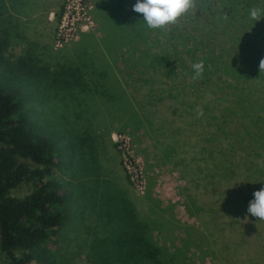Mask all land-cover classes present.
<instances>
[{
  "label": "trees",
  "instance_id": "16d2710c",
  "mask_svg": "<svg viewBox=\"0 0 264 264\" xmlns=\"http://www.w3.org/2000/svg\"><path fill=\"white\" fill-rule=\"evenodd\" d=\"M136 2L93 0L94 28L58 47L65 54L52 63L45 44L21 33L27 0H0V56L15 41L25 48L15 64L28 70L45 102L63 105L77 120L76 93L103 109L108 103L112 131L133 146L146 137L155 165L171 164L186 183L183 207L197 224L184 225L179 246L154 235L178 222L168 207L151 203L145 212L123 195L104 216L117 221L124 238L111 243L117 251L109 254L94 241L92 264H196L188 254L210 264H264V223L247 212L253 193L264 188V0H194L196 34L189 37L180 21L150 29L132 10ZM253 8L261 10L259 21L250 16ZM63 11L64 5L54 13L55 26ZM200 61L204 72L193 79ZM56 89L62 97L50 94ZM24 102L0 84V255L4 264H50L45 247L67 221L72 192L55 177L61 149ZM72 138L85 148L82 136ZM120 153L125 173L124 156L137 166ZM22 185L31 192L12 196Z\"/></svg>",
  "mask_w": 264,
  "mask_h": 264
},
{
  "label": "rangeland",
  "instance_id": "374dc122",
  "mask_svg": "<svg viewBox=\"0 0 264 264\" xmlns=\"http://www.w3.org/2000/svg\"><path fill=\"white\" fill-rule=\"evenodd\" d=\"M79 1L84 3V16L78 13L79 9L75 7ZM90 1L62 0L61 6L68 2V16L74 23L72 28L77 27L83 31L94 28L91 10H88L91 6ZM196 8L197 6L193 5L177 20L180 21V25L188 28L187 33H184L188 37L196 34L191 30ZM67 23L68 19L64 22V27ZM59 24L60 22L56 24V29ZM25 28L22 26L21 33H28L26 35L32 39L47 43L43 51L45 56L49 57L50 62L54 63L64 56V50L57 51L58 47L55 46V33H52L51 39H47L45 34H41L39 30L28 28L27 31ZM65 32L71 33L66 30ZM70 36L68 35V38ZM212 39L214 45L219 48L220 36L216 35ZM73 40L72 38L63 45ZM78 49L79 47H73L72 51ZM23 53H25V48L17 41L4 50L0 56V84L18 93L24 99L25 105L30 106L27 110H31L28 113L32 119L34 111L36 112L35 120L39 127L40 123L42 124L40 130L42 134L61 149L63 166L57 169L55 177L65 179L66 187L72 192L70 193L72 201L69 200L67 206V221L58 236L51 238L45 247L49 263L92 264L90 245L94 241L99 243L104 254L117 251L116 248L111 247V243L121 240L124 235H119L121 232L116 229L117 221L105 217L104 213H113V203H119L123 195L135 205L143 208L145 212L148 211L150 205L152 207L151 203H162L165 209L168 207L166 210H171L178 222L162 231L160 237L156 233L154 235L162 242L163 239H167L168 245L175 242L179 246L180 239L184 237V225L186 223L188 225L197 224L195 219L188 216L183 207L184 196L181 191L186 183L181 178L180 172L175 170L171 164L155 165L153 149L146 137H140V143L135 146L127 144L124 138H119L112 131L117 126L116 124L113 126L116 119L111 114L108 103L103 109L100 102L93 100L94 97H91V101L85 102L88 97L82 94L79 96V93H76L75 95L80 100L79 120H77L75 117L72 118L76 116L72 111L67 115L63 105H54L51 99L45 102L38 88L33 85L34 83L31 84L27 80V78H32L28 70H19L16 66L15 60L23 56ZM121 67L123 66H120V70L117 68V74L120 73ZM64 93L60 89L50 91L53 97H62ZM60 116L64 118L61 119ZM86 128L88 131L85 133ZM62 130L68 132L65 134ZM76 134L80 135L81 140V136L85 139L84 149L74 145L72 136ZM91 138L93 142L90 146ZM120 151L127 152L136 161L137 168L129 166L130 172L125 173L120 166L123 157ZM31 190L29 185H22L13 190L12 196L24 197ZM156 211L160 213L161 209L156 207ZM77 216L80 218L79 221H77ZM188 256L196 264H210L209 259L202 262L196 256H191V254ZM0 264H4L1 255Z\"/></svg>",
  "mask_w": 264,
  "mask_h": 264
},
{
  "label": "clouds",
  "instance_id": "9594fccd",
  "mask_svg": "<svg viewBox=\"0 0 264 264\" xmlns=\"http://www.w3.org/2000/svg\"><path fill=\"white\" fill-rule=\"evenodd\" d=\"M193 5L194 0H137L132 10L143 15V19L150 29L163 30L168 25L175 24ZM261 15L259 9L250 10V16L254 20L259 21ZM192 67L193 79L200 78L204 72L203 61L194 63ZM259 68L264 71V59L260 61ZM253 196L254 199L249 202L247 212L252 217L258 218L260 223H264V188L255 191Z\"/></svg>",
  "mask_w": 264,
  "mask_h": 264
},
{
  "label": "crops",
  "instance_id": "0c3cea01",
  "mask_svg": "<svg viewBox=\"0 0 264 264\" xmlns=\"http://www.w3.org/2000/svg\"><path fill=\"white\" fill-rule=\"evenodd\" d=\"M61 4L62 0H27L28 9L25 14L20 15L21 21L27 26L25 29L28 31V28H35L45 34V38L51 39L55 28L54 13L59 10Z\"/></svg>",
  "mask_w": 264,
  "mask_h": 264
},
{
  "label": "built area",
  "instance_id": "2783aa9c",
  "mask_svg": "<svg viewBox=\"0 0 264 264\" xmlns=\"http://www.w3.org/2000/svg\"><path fill=\"white\" fill-rule=\"evenodd\" d=\"M92 1L93 0L90 1V4L92 3ZM75 7L79 9L78 13H80L81 15L84 16V12H83L84 3L83 2L81 3L79 1V2L76 3ZM75 7H74V9H75ZM91 7L92 6H90L88 10H91ZM68 12H69V6H68V2H67V4L64 5V11H63L62 19L60 20V24H59V26L57 28V32H56V35H55V42H56L55 46L56 47H61L63 44L67 43L72 38L74 40L77 39V35H78L79 32H86V31H83L82 29H79V28L77 29V27H75V29L72 28L74 23L72 21V18H69ZM66 19H68V23L65 25V27L68 26L67 29L63 25L64 22L66 21ZM84 25L86 26V24H84ZM71 29H73V30L71 31ZM65 30L67 32H71V33H66ZM68 35H71L70 38H68ZM124 162L127 163V165H125V168H126L127 172H130V167L129 166H132V165L130 164V162L128 161V159L125 156H124ZM132 167L133 168H137V166H132Z\"/></svg>",
  "mask_w": 264,
  "mask_h": 264
}]
</instances>
